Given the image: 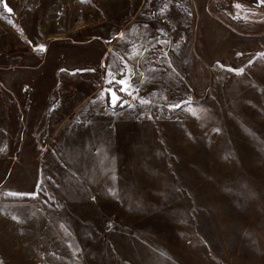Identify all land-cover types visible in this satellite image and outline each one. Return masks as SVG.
<instances>
[{
	"label": "rangeland",
	"instance_id": "1",
	"mask_svg": "<svg viewBox=\"0 0 264 264\" xmlns=\"http://www.w3.org/2000/svg\"><path fill=\"white\" fill-rule=\"evenodd\" d=\"M200 1L0 0V264H264V48Z\"/></svg>",
	"mask_w": 264,
	"mask_h": 264
},
{
	"label": "crops",
	"instance_id": "2",
	"mask_svg": "<svg viewBox=\"0 0 264 264\" xmlns=\"http://www.w3.org/2000/svg\"><path fill=\"white\" fill-rule=\"evenodd\" d=\"M187 1L192 2L193 7L198 11L201 16V6L206 5L205 1ZM174 2H179L180 4H182L183 2H185V0H174ZM217 2L219 6H223L225 10L228 11V14H230V16L234 18H239L244 23H246L244 27H246L247 29L236 30L234 28H229L228 26H226V34L230 37L228 36L225 42H222L221 38H218L219 36L217 38H212L214 46H216L215 44H217L219 47L222 44H224L225 46L233 45L235 48H237V50H252L264 48V31L259 32V30H264V4L261 3V0H218ZM226 2L229 4H226ZM236 5H241L242 7H237ZM172 8L174 10V7ZM179 28L180 27L178 26V24L174 23L172 32L174 34H178L180 32L185 33V30L188 29V27H183L182 31H179ZM217 29V32L219 31V33H221V31L223 30V25L219 26ZM165 31L166 30H164V33H167ZM206 31H208V29ZM215 32L216 28L215 30L213 28H209V33ZM259 33H261L262 36H259ZM20 111H22V113L24 114L22 106H17L16 114H19ZM28 115L29 113L27 114V116ZM27 116L24 115V119H26ZM38 127H42V124L39 123L35 127V129H37ZM22 156L23 155H21V157Z\"/></svg>",
	"mask_w": 264,
	"mask_h": 264
},
{
	"label": "snow or ice",
	"instance_id": "3",
	"mask_svg": "<svg viewBox=\"0 0 264 264\" xmlns=\"http://www.w3.org/2000/svg\"><path fill=\"white\" fill-rule=\"evenodd\" d=\"M261 3L264 4V0H261ZM237 7H242L241 5H236ZM9 11H11V9H9ZM40 50L42 51L43 50V46H41ZM240 71H243V70H240ZM110 83L112 81H109ZM118 83L122 84V85H127V81L126 80H121V81H118ZM121 90H126V89H121ZM113 103H115L116 101V97H115V93H113Z\"/></svg>",
	"mask_w": 264,
	"mask_h": 264
},
{
	"label": "water",
	"instance_id": "4",
	"mask_svg": "<svg viewBox=\"0 0 264 264\" xmlns=\"http://www.w3.org/2000/svg\"><path fill=\"white\" fill-rule=\"evenodd\" d=\"M3 4H4V7H5L6 9H8V10L11 9V11H12V8H10V7L8 6V4L6 3V1H4Z\"/></svg>",
	"mask_w": 264,
	"mask_h": 264
}]
</instances>
